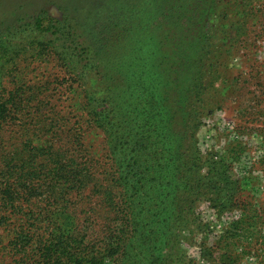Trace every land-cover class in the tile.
Segmentation results:
<instances>
[{"label": "trees", "instance_id": "obj_1", "mask_svg": "<svg viewBox=\"0 0 264 264\" xmlns=\"http://www.w3.org/2000/svg\"><path fill=\"white\" fill-rule=\"evenodd\" d=\"M249 2L33 0L27 17L0 11L1 24H8L0 29V73L17 64L15 16L30 25L32 40L24 39L30 50L63 60L78 88L85 87L67 98L78 102L72 124L43 109V82L19 78L9 89L0 80V225L18 219L10 243L25 264H141V249H147L144 264H166L149 255L166 242L167 257L177 256L184 231L201 223L198 202H220L226 169L215 157L199 155L195 130L187 126L196 120L195 103H203L222 77L219 49L237 40ZM162 78L178 100L163 98ZM59 82L66 90L73 86ZM10 125L16 142L6 150ZM92 127L104 134L102 176L93 143L85 142ZM201 164L207 174L200 173ZM168 208L164 239L162 229H148ZM251 223L250 217L238 220L230 237L243 239L244 230L264 251V237ZM203 243L212 264H234L243 256L232 252V241L225 249L218 240Z\"/></svg>", "mask_w": 264, "mask_h": 264}, {"label": "rangeland", "instance_id": "obj_2", "mask_svg": "<svg viewBox=\"0 0 264 264\" xmlns=\"http://www.w3.org/2000/svg\"><path fill=\"white\" fill-rule=\"evenodd\" d=\"M32 1L0 0V11L13 10V15L22 14V17H27L26 12ZM246 9V19L240 20L243 22H240L243 28L242 31L238 30L240 35L237 40L219 49L221 58L217 65L222 77L217 79L215 88L211 89V95L210 93L203 95V103H195L193 113L196 120L189 122L187 126L189 132L195 130L194 139L199 155L202 158L215 157L219 161L217 167L226 169L224 175L227 177L223 180L219 193L220 202L214 204L204 199L198 202L196 213L201 223L193 228L192 233L189 230L184 231V236L179 242L181 250L175 258L167 257L169 242L161 245L164 248L162 251L157 249L160 244L151 249L149 255L165 259L166 264H212L211 259L203 255V242L209 247L215 240L220 241L224 249L226 243L232 241L233 245L230 247L232 252L243 253L241 259L234 264H264V251L260 250L259 243L257 244L252 237L251 240L245 237L248 234L246 231H242L245 233L243 239L230 237V230L238 220L248 217L252 222L248 227L252 229L255 226V229H259V235L264 237V0H250ZM50 10L55 16L61 15L54 7ZM167 15L169 16V12ZM15 16L10 23L13 26L12 31L19 32L17 38L20 40L15 41L13 45L18 54L15 59L17 64L9 68L13 63L10 62L9 66H6L7 70L0 73V80L9 89L13 88L19 78L28 82H43V95L48 97L43 100L46 105L43 109L49 112L50 117L53 112H57L60 123L67 121L73 124L76 122L73 111L78 113V102L76 98L73 100L67 98L79 96L82 89L77 85L80 82L73 78L74 73L62 66L64 61L60 58H39L30 50V46L24 42V39L30 38V25L25 24L23 20L17 21ZM24 21L27 22L28 18ZM7 25L1 24L0 21V29L6 28ZM234 29L236 28L230 26L227 30L235 32ZM84 77L88 80L91 74L88 77L85 73ZM59 81L72 83L73 86L66 90L67 84L63 85ZM118 82L120 88L124 89L125 82ZM168 82L165 78L161 79V84L167 91L163 98H167L168 101L178 100L179 98L174 96V90L169 93ZM83 91L85 92V87ZM206 97H209L208 100ZM164 107L163 101L161 110H164ZM11 128L12 125L6 128L4 137L6 150L12 148V144L16 142V139L11 137L9 130ZM85 142L89 147L93 143L92 150L95 156L93 154L92 156L99 162L97 171L102 176L101 172L105 170L104 163L107 161L101 150L104 145L103 132L94 127L87 129ZM232 149L235 152H232ZM201 165L200 173L207 174L209 168ZM74 201L79 202V199L74 198ZM82 203L84 202L80 201L79 205ZM155 209L156 213H159L158 208ZM171 216L168 208L163 215L154 217L153 226L151 225L148 231L162 229L159 235L164 236V239L169 237V233L164 231L169 229ZM17 220L10 218V224L0 225V264H25V258L15 254V249L10 243L16 231ZM140 253L139 261L144 264L147 249H141ZM30 257L28 256V260Z\"/></svg>", "mask_w": 264, "mask_h": 264}]
</instances>
